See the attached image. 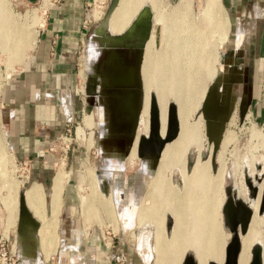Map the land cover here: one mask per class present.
I'll list each match as a JSON object with an SVG mask.
<instances>
[{
	"label": "bare ground",
	"instance_id": "6f19581e",
	"mask_svg": "<svg viewBox=\"0 0 264 264\" xmlns=\"http://www.w3.org/2000/svg\"><path fill=\"white\" fill-rule=\"evenodd\" d=\"M190 1L192 3V0H180L177 7L171 10L172 12L169 13L170 15L168 17V14L163 10L162 0H118L106 21L97 26L95 30L100 26L101 28L96 32L94 30L95 34L93 32L90 35V42H92L94 50L90 54L92 56L90 70L88 72L93 74L96 79V91L95 93H87L88 96L85 101H89L90 97H92L94 105L93 108H90L86 112L90 113L94 110L98 114V124L101 129L99 150L102 152L103 148H105V157L115 152L121 154L122 156H120L122 158L124 156L123 154L128 151V146L134 140L137 123L130 143L125 139L122 149H120L119 142H116V140L111 143L114 133H112L108 123L112 111L110 112V109L106 108V105L111 100L109 96L112 93V86L117 87L122 80L133 84L135 80L134 71L137 65H141V60H143V66L141 67L142 74L139 69L142 86L139 110L141 109L143 99V76L145 87H155L156 96L150 95V102L153 101L158 112L160 135H162L161 124L165 122L168 96H171L173 101L177 103L175 114L178 121V132L173 139L178 134L179 136L171 144V149L167 146L165 152L162 154L160 152L158 166L156 171L154 170L155 172L152 171L154 175L147 183V190L145 195L142 196L140 211H138L150 220H157L154 246L156 253L155 264H163L169 255L174 256L175 261L179 264L188 249L194 252L196 264H207L208 261L221 264L222 261V247L225 234L220 230L217 210L220 209L219 207L222 203L219 185L222 173L225 171L221 167L214 176H211L210 157L203 159L200 154L203 122L198 118L191 121L189 117L193 110L201 103L205 93L206 80H209L215 71L214 65L217 56L216 51L211 49L210 38L216 35L218 36L215 44L216 48H218L225 41L231 40V37H228V22L219 0H201L198 11L199 19L196 21L191 16L186 15V12L190 8ZM146 7L151 13L150 17ZM97 11L99 10L94 11V13ZM90 17L94 19L93 16ZM153 18L159 23L160 34L162 36L160 47H156L155 49H153V39H155L157 33L153 27ZM22 30L21 33L18 29L16 32L13 25L11 26L9 24V21L0 20V48L8 61L6 68L13 59L22 63L26 56L25 53L30 49L34 34L31 31H28L30 33L26 34L24 30L22 33ZM110 31L115 33L112 34ZM234 39L236 45H234L231 52L232 56L242 43V37L239 33ZM144 47L145 53L143 56ZM110 49H112V52L108 58L107 54H109ZM141 49L142 54H140ZM97 72L100 73L98 74ZM101 72H108L109 74L106 73L108 77L102 75ZM8 77L9 71L0 74V89ZM102 78L103 80H101ZM106 78H109V82H105ZM221 84L223 82L220 83V88L222 87ZM133 86L137 85L133 84ZM145 105L144 115L145 119L148 120V99ZM116 111L115 117L118 116L120 110L118 109ZM91 117L90 115L86 118L85 124L89 127L94 124ZM142 118H144L143 115ZM77 135L79 138H84V128L79 126ZM145 135L147 134H143V136ZM0 137L2 136L0 135ZM1 142L0 168H3L8 157L4 153ZM167 142L163 144L161 151ZM191 146L198 151L191 169L187 170L186 157L188 149ZM134 147H136V143L133 144L131 153H134ZM141 163L143 165L140 169L144 173L147 172L151 163ZM250 164L253 165V163ZM62 167L58 166L56 170L50 196L54 208L57 207V209L59 207L58 200L60 199L62 188L65 184L63 179L64 170ZM176 167L180 171L179 173H181L180 177L182 176V189H179L171 181L172 169ZM248 169H250V166ZM16 183L15 180L6 177L4 178V187L0 190L2 201L8 213V228L15 225L17 219V206L14 203L11 192L14 187L15 189L17 188ZM22 192L28 209L39 222L37 230L42 241L50 242L55 235V219L57 216L46 218V212L43 206L44 192L42 188L37 183H32ZM86 196L84 194L80 196L85 230L89 227V222L93 216V213L89 210L91 209L89 206L92 207V201L89 202L91 203L89 206L83 203ZM92 197L93 199L96 198L95 196ZM257 198H259V193ZM101 205L106 206L104 202ZM257 205L258 201L252 204L253 212L252 216L250 215L251 219L248 222L249 224L247 223V231L241 236L238 235L236 264H246L248 262L249 246L255 243L260 244V264H264V231L261 232L259 230V226L264 224V219L259 218L256 212ZM53 211H56V208ZM55 213H58V211ZM166 213H169L172 217L170 234L168 235H166L164 228ZM37 230L33 232L30 227H27L19 235V238L18 236L15 237L17 247L14 246L15 241L11 244V250L15 254L16 248V256L21 257L25 263L30 261L33 263L37 260L39 250ZM2 236L5 235L3 234ZM28 236L34 240L32 245L25 243ZM5 237L9 238V236Z\"/></svg>",
	"mask_w": 264,
	"mask_h": 264
},
{
	"label": "rangeland",
	"instance_id": "374dc122",
	"mask_svg": "<svg viewBox=\"0 0 264 264\" xmlns=\"http://www.w3.org/2000/svg\"><path fill=\"white\" fill-rule=\"evenodd\" d=\"M179 1L180 0H162V4L164 7L163 10L168 14V17L170 15L169 13L172 12L171 10L177 7ZM107 3L108 0H102V1L95 0V2L94 0H90V4L87 6L89 10L91 9L94 19H92L89 16L87 19V23L84 24L85 25L84 27L86 28V32L84 34L78 52V60H77L78 62L77 67L81 72V75H79L78 77L77 95L79 96L80 100L84 103L85 107L87 106V103L84 101V99L86 100V97L88 96L84 88V85L86 83V72L90 70V63L92 56V55L90 56V54H92L93 53L92 50H94V46L92 45V42H90V35L94 32L96 26L101 22L102 18L104 17ZM200 4H201V0H192V3L190 1V8L186 12V15L189 17L191 16V18L195 21L199 19L198 11L200 9ZM46 7L44 8L45 10L44 13H42L43 10L42 0H0V20L3 19V21L5 20L9 21V24L11 26L13 25V27L16 29V32L18 29V31L20 30L19 32L21 33V30L23 29L26 34L30 33L28 31H31V33L35 35V29L37 30L38 28L41 27L39 25L42 23L43 18L44 21L46 20L45 19ZM96 10L99 11L94 13V11ZM222 10L228 22L227 23L228 37H232V38L229 41H225L224 44L220 45L218 48H216L215 45L218 36L216 35L210 38L211 49L213 51H216L217 57L214 65L215 66L214 74L209 80L208 79L206 80L205 90L210 84V81L214 79L218 84L217 90L221 91L220 83L221 82L224 83L225 80L224 76L227 75L228 66L230 65V63L238 59L237 56L232 58V54H231L232 52L231 49L233 50L235 45L232 39L236 38L235 37L236 34L233 31L235 22L233 20V17H231V15H228L227 11L224 8ZM153 27L155 28V31L157 33L155 39H153V49H155L156 47L157 48L160 47L162 36L160 34L161 30L159 27V23L156 22L154 18H153ZM100 28L101 26L98 27L95 30V32L98 31ZM110 33L112 32L110 31ZM144 53H145V47L143 50V56ZM142 64H143V60H141V65L139 66V69L141 70V74H142L141 67L143 66ZM239 65H241V67L243 65L241 60L233 63L234 67ZM1 67L2 65L0 64V68ZM15 70L17 71L13 72L11 76L7 78V81L3 83L0 89V135L2 136L0 137L1 138L0 141H2L3 139L5 145H3L2 142L1 144L3 145L5 155H7L8 157V160L6 161L4 166L5 168L4 167L0 168V190L2 187H4V178L6 177H9L12 180H15V182H17L16 183L17 188L15 189L14 187V189L11 190L13 194L12 196L14 198V203L17 206L16 207V211H17L18 193L20 191H24L32 181L39 182L43 184L44 187H50L52 182V177L54 176L55 171L58 169V166H63L62 167L64 170L63 179L65 183L63 185V188L71 187L73 189L75 193L74 196L76 202V207H75L76 210L74 209L73 218H71L70 222L67 223L63 222V224L69 223V225L75 223L74 227L71 228L69 227L68 233H70L71 236L73 237L78 236L79 234L78 228L80 227V230L83 231L84 234H86L84 229L85 226L82 221L83 216L81 217L82 205L80 206L81 204L80 196L84 194L85 196L86 195L87 196L85 197L84 199L85 202L83 201V203H86L84 205L89 206V204H91L89 202L92 201V207L89 206L91 208L89 210L93 213L92 220L89 222V227L87 228V231L92 230L97 235H99L100 246L106 249L108 255L113 253L116 256L115 259L111 260L112 263L114 262L117 264H129V261L127 260L129 259L131 261L136 260L137 263L134 264H142L143 262L140 261L141 258L138 255L135 246H137L141 250H144L145 254L146 251L152 250L155 258L154 262H156V253L154 251V246H155V230L157 227V222H156L157 220L156 219L150 220L145 215L143 214L141 215V213L138 211H140L139 209H140V204L142 203V198H143L142 196L145 195V192L147 190V186H148L147 183L150 181V178L154 175L155 172L154 170H156V166L158 165V159L155 164L152 161V158L148 157L146 159L147 160L146 163H151V165L149 166L147 172L135 174L134 171L136 169L141 168L143 165V163L141 162H144L145 160L142 157L141 158L138 157L136 150L134 151V153H131V147L132 144L134 143L135 138L138 137L139 139L140 135L147 134L148 132V131L146 132V129L149 128V121H146L145 119L144 107H146L145 103L147 104V99L150 105V95L156 96L155 87L154 86H150L148 88L145 87L144 77L142 76L143 99L141 102V109L138 112L137 127L135 130L134 140L128 146V151H126V153L123 154L124 156L122 158H121L122 155L120 154L121 155L119 156L120 158L113 157L112 159V161L120 162L121 164L120 166L121 173H118L117 171L112 169L111 165H108L109 159L105 157V153H104L105 148H103L102 152L99 150L98 139L101 136V129L99 128V124L97 123L98 122L97 120H96V124H93L92 127H88V128H84V126L79 125L80 124L79 120L76 123L75 122L68 123L64 125L62 131L59 134H57L56 136H54L52 139L48 140L44 144L40 154H38L37 156H33V157L15 156L14 153L11 152L12 150L10 149V147H8L9 144L7 142L6 137H4V130L2 127L3 126L2 122L4 120L3 119L4 117H3V113L1 112L3 107L6 106L4 105L5 104L4 92L6 91V88L9 85L8 81H10L11 78L14 77L15 75H19L20 72L22 71L21 69H18V67H16ZM103 73L102 75L104 76L109 74L108 72H106L107 74L105 72ZM108 79L109 78H106L105 82H109ZM101 80H103V78ZM248 80L245 77L243 78L242 86L244 87V89H246ZM258 83L259 85L258 86L254 85L253 88H251L252 89L251 93L248 94V103L246 104L243 110L242 116L239 115L237 109L239 103L238 99H241L240 98L241 96L243 97L242 86H240L241 84H239L238 87H235V89H233L234 91L233 96L235 98L231 103V111L227 119L223 122L219 140L215 146L213 154H212V146H213L212 142H208L207 138L209 140H214L217 137L218 132L215 129L210 130L206 138L204 119L202 118L200 112V104L197 106L195 110H193L192 114L189 117L191 118L190 119L191 121L193 119L195 120L196 118H198L203 122V128L201 134L202 145L200 149L201 150L200 154L203 159H207L210 157L211 176H214L217 170H219L221 167L224 168L225 172L222 173L221 176L222 179L220 178L221 181L219 185V193L221 194L222 197L221 205L223 206L227 194L233 193L234 196L241 198L243 201H246L247 205L251 208V216L253 212L252 204L253 203L255 204L256 201L259 200V198H257L258 193L259 196L262 193H264V78L259 79ZM112 93L109 96V98L111 99V100L109 99L110 100L109 103L112 102V99H115V102H112L114 106L120 105V103H124L123 99L121 100V98H123L121 97L122 95L115 96V94ZM116 101L118 103H116ZM167 101L168 103L170 102L174 103L175 107L177 108V103L173 101L171 96H168ZM155 103H156V97H155ZM93 105L94 104H90V108H93ZM167 108L168 106L166 107V110ZM122 109L124 110V108ZM116 110H118V108ZM116 110L115 112H117ZM115 112L113 109L112 117L116 116ZM83 113H85V111ZM142 115L144 118H142ZM96 117L98 116L96 115ZM114 120L116 119L114 118ZM79 126L84 128V132H85L84 138L81 137L79 138V136L77 135ZM118 132L119 131L114 132V137L116 136L115 137L116 142H118L117 135L118 137L122 138V136H120V133ZM60 136H65L67 139L66 140L63 139L62 141ZM112 142L113 141L111 140V143ZM123 145L120 144L119 142L120 149H122L121 146ZM197 151L198 150L196 148L189 149L186 157L187 170L191 169L192 164L194 163V160L196 158L195 156L197 155ZM10 153H13L12 154L13 156L10 155ZM115 154L118 155V153ZM249 160H251L252 162ZM250 163H253V165H251ZM249 166L251 170L248 169ZM179 172L180 171H178L177 167L172 169L171 181L179 189H182L183 181H182V176L180 177L181 173ZM134 176L136 177L135 178L136 184L131 186L130 189H127L128 181H130L129 179L130 178L132 179ZM255 178H257L258 180H256ZM246 179L249 180L251 184L257 187V194L253 199L249 198L246 195L247 189L244 183ZM63 194H64V190L62 189L61 200L60 199L58 200V202L61 203H59L58 209L57 207H55L56 211H53L54 217L58 216L57 214H60L61 212V215L55 227V231L57 232L56 239L58 241L56 247L62 244L63 241L62 234L65 231V229H67V228H63L60 225L61 223L60 219L62 218V216L64 217V219L67 218L65 217L66 213L63 206ZM92 196H95L96 198L93 199ZM102 202L106 204L105 207L101 205ZM43 203H44V199H43ZM55 208L53 207V210ZM44 210H45V206H44ZM57 211L58 213H55ZM217 211H218V222L220 221L219 227L222 233L225 234L224 243H226L228 241L230 233L227 230V228L222 224L220 209H218ZM258 216L262 220L264 219V215L258 214ZM250 219L251 217H249L248 222H250ZM76 223H78L79 226H77L78 224ZM171 223H172V217L169 215V213H166L165 221H164V228L166 235L170 234ZM262 225L259 226V230L261 232L264 231V224ZM247 228L248 225L246 226V229L242 234H244L247 231ZM242 234L239 235L241 236ZM29 237L30 236L26 238L25 243L32 245L34 240ZM14 240H15V236L11 244H13ZM28 240L31 242H29ZM51 241L48 243L47 241L46 242L42 241V244L44 243L45 245L44 244L43 245L45 247L49 245L47 248L49 249L50 245L52 244ZM252 245L253 244L249 246V249L251 248ZM257 245L260 251V244ZM14 246L17 247V241H15ZM249 249H248V259L250 254ZM185 254L193 255L195 260L194 252L191 249H188L185 252ZM152 261L153 260L151 258L147 264H152Z\"/></svg>",
	"mask_w": 264,
	"mask_h": 264
},
{
	"label": "crops",
	"instance_id": "0c3cea01",
	"mask_svg": "<svg viewBox=\"0 0 264 264\" xmlns=\"http://www.w3.org/2000/svg\"><path fill=\"white\" fill-rule=\"evenodd\" d=\"M89 4L90 0H42V13H44V8L47 6L46 20L44 21L43 18L42 23L39 25L41 27L37 30L35 29L31 44L33 46H30V49L25 53L26 56L22 63L13 59L6 68L8 61L0 48V64L2 65L0 74L9 71L10 77L13 72L17 71L15 70L16 67L22 70L20 72L21 75H15L8 81L9 85L4 92V105L6 106L1 111L4 117L2 122L4 137H6L9 144L8 147H10L11 152L16 157L37 156L40 154L44 144L59 134L64 125L68 123H76L79 120V125L88 128L89 126L85 123L86 118L90 115L94 124H96V120L98 121L97 112L93 110V112L87 113L84 103L77 95L78 77L81 75L77 67L78 52L86 32L83 21L88 19L89 16H93L91 9L87 8ZM220 5L222 9L224 8L227 11L228 15L233 17L235 22L233 31L239 26L236 36L238 33L240 34L242 43L232 58L237 56L238 59L236 61H242V67L241 65L236 66L235 70L237 75L240 74V76L249 79V93H251V88L254 85L258 86L259 79L264 78V0H220ZM232 41L236 45L234 38ZM84 111L85 113H83ZM164 128L165 122L161 124L162 135ZM147 131L148 129H146ZM178 136L165 144L161 154L165 152L167 146L171 149V144ZM118 142L123 145L125 139L118 137ZM137 142L138 137L134 140L136 146ZM2 143L5 145L3 139ZM133 144L131 150L133 149ZM99 146L100 140L98 141ZM190 148L194 147L191 146ZM135 150L136 147H134ZM13 153H10V155ZM119 156L120 154L117 155L114 152L110 153L107 158L109 159L108 165H111L113 170L121 173L120 162L112 161L113 157L120 158ZM142 158L145 160L144 162H147L146 159L148 157L146 155L142 156ZM134 172L135 174L144 173L140 168ZM54 176L50 187H44L43 184L34 181L28 185L37 183L44 191L43 204L46 218L54 217L53 208H51L53 202L50 197ZM135 178L134 176L129 179L127 189L136 184ZM62 189L64 190L63 206L66 213L65 217H67L64 219L62 216L60 219V225L63 228H67L65 229L66 232L64 231L62 234V244L56 247L58 241L56 239L57 232L55 231L51 241L52 244L47 249L49 245L44 247L41 236L37 231L39 238L37 260L33 263L31 261L25 263L22 259L16 257V264H117L111 262L116 256L113 253L108 255L106 249L100 246L99 235L92 230L87 231L88 227L85 230L86 234L80 230V227L78 228V236L73 237L68 233L69 227H74L75 223L69 225V223L63 224V222H70L71 218H73L76 207L75 193L71 187ZM57 215V218H54L55 227L61 212ZM7 219L8 213L0 196V235L9 236L8 243L11 247L14 236L17 237L15 232L16 224L8 228ZM135 249L141 258L140 261L143 262L142 264H147L145 251L137 246H135ZM127 260L129 264L137 263L136 260ZM154 260L155 258L152 264H155ZM171 263L178 264L174 256L169 255L163 264Z\"/></svg>",
	"mask_w": 264,
	"mask_h": 264
},
{
	"label": "water",
	"instance_id": "95a60500",
	"mask_svg": "<svg viewBox=\"0 0 264 264\" xmlns=\"http://www.w3.org/2000/svg\"><path fill=\"white\" fill-rule=\"evenodd\" d=\"M117 2L118 0H108L104 17L97 26L103 24V22L106 21L107 17L112 12ZM147 11L150 17L151 13L148 8ZM140 51V54H142V49ZM111 52L112 49H110L109 54H107L108 58L110 57ZM234 62L230 63V65L228 66L227 75L224 78V83L221 84V91L217 90L218 84L216 83V81L214 79L211 80L210 84L205 90L202 101L200 103V112L202 118L204 119L206 138L210 130L215 129L218 132V135L214 140H209L207 138L208 142H212L213 145L212 154L214 153L215 146L219 140L223 122L227 119L231 111V103L235 98L233 96V89H235V87H238L239 84H241L240 86H242L243 83L242 81L244 77L240 76V74L237 75V71L235 70L236 67L233 66ZM139 66L140 65H137L134 71L135 80L133 84H136L137 86H133L131 82H126L124 80L120 81V84L117 87L112 86V94H115V96L122 95L124 103H120V105L114 106L112 102H115V99H112V102L107 103L108 105H106V108L108 109L118 108L120 110L117 117H112V115L110 114L111 118L109 119L108 124L109 127L113 130L112 133H114L115 131H119L118 133H120V136L126 139L127 142L129 141L128 143L132 141L134 135V128L137 123L139 112L142 89L140 82ZM95 85L96 79L94 78V75L89 72H86V83L84 85L86 93H95ZM242 90L243 97L241 96V99H238L239 103L237 107L240 116H242L243 110L246 104L248 103L249 80L247 82L246 89H244V87L242 86ZM135 93L137 94L136 97ZM85 102L87 103L85 111H87L90 109V104H94V100L92 99V97H90L89 101ZM122 106H124V110L122 109ZM167 106L168 108L166 110L165 116V128L163 135H160V123L158 118V112L153 101L150 102L148 112V132L147 135H142L139 137L136 146V153L138 156H151L152 161L155 164L160 155L163 144L173 139L178 132V121L175 114V105L174 103L170 102ZM114 118L117 121L114 120ZM115 137H112L113 142L114 140H116ZM255 179L258 180L257 178ZM244 183L247 189L246 195L251 199L255 198L257 187L251 184L247 179ZM263 206L264 193L259 196L258 205L256 209L257 214L264 215ZM220 213L222 218V224L227 228L230 233L228 241L223 245L221 264H236V255L238 251V235L242 234L246 229L249 217L251 215V208L247 205L246 201H243L241 198L236 197L233 195V193H231L227 194L223 206L221 205L220 207ZM38 225V220L34 218L32 213L28 209L23 192L20 191L18 193V209L15 227L16 235L19 238V235L24 232L27 227H30L33 232H36ZM259 252L260 251L258 245L253 244L250 248V256L247 264H260ZM17 258L22 259L21 257ZM180 264H196V262L194 260L193 255L185 254ZM207 264L216 263H214L213 261H208Z\"/></svg>",
	"mask_w": 264,
	"mask_h": 264
},
{
	"label": "built area",
	"instance_id": "2783aa9c",
	"mask_svg": "<svg viewBox=\"0 0 264 264\" xmlns=\"http://www.w3.org/2000/svg\"><path fill=\"white\" fill-rule=\"evenodd\" d=\"M86 23L87 19H84L83 24ZM60 138L62 141L67 139L65 136ZM0 264H16V256L10 245L8 246V238L2 235H0Z\"/></svg>",
	"mask_w": 264,
	"mask_h": 264
},
{
	"label": "flooded vegetation",
	"instance_id": "af4514ba",
	"mask_svg": "<svg viewBox=\"0 0 264 264\" xmlns=\"http://www.w3.org/2000/svg\"><path fill=\"white\" fill-rule=\"evenodd\" d=\"M239 26H237L235 29H234V32L236 34L237 32V29H238ZM232 38V37H231ZM232 51V49H231ZM152 258V260L154 259V253L152 252V250L150 251H146V254H145V260L149 262V260Z\"/></svg>",
	"mask_w": 264,
	"mask_h": 264
}]
</instances>
